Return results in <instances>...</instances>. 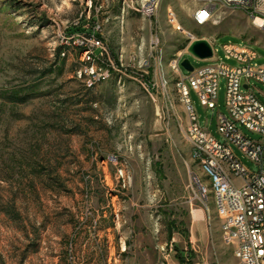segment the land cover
Instances as JSON below:
<instances>
[{
    "label": "rangeland",
    "instance_id": "374dc122",
    "mask_svg": "<svg viewBox=\"0 0 264 264\" xmlns=\"http://www.w3.org/2000/svg\"><path fill=\"white\" fill-rule=\"evenodd\" d=\"M142 2L0 0V264H174L186 251L234 262L214 196L204 204L193 181L201 170L177 87L189 72L172 62L212 63L189 54L191 32L232 66L223 49L232 42L251 44L264 64V27L229 6L198 26L194 0H161L151 17ZM83 42L109 79L89 80ZM255 90L264 103V85ZM191 95L202 126L223 140L225 81L215 110Z\"/></svg>",
    "mask_w": 264,
    "mask_h": 264
},
{
    "label": "built area",
    "instance_id": "2783aa9c",
    "mask_svg": "<svg viewBox=\"0 0 264 264\" xmlns=\"http://www.w3.org/2000/svg\"><path fill=\"white\" fill-rule=\"evenodd\" d=\"M160 1L143 0L138 10L151 17L158 10ZM194 1L197 7L192 19L198 26L207 25L219 7L229 6L243 10L254 24L264 27V0ZM168 19L177 29L185 31L174 10H168ZM187 34L189 45L203 38L191 32ZM211 44L214 56L209 61L212 63L194 68L177 83L190 121L187 138L192 145V156L201 170V174L194 175L193 181L204 204L209 202L211 194L214 196L223 242L233 251L232 264H264V142L244 132L247 130L264 138V103L255 90L256 83L264 85V64L257 63L259 54L247 42L223 45L225 58L236 61L235 66L219 59L216 43ZM82 46L87 48V61L92 62L86 68L89 80L97 83L109 79L110 70L98 68L91 47L84 42ZM172 66L176 71H183L180 59L174 60ZM222 80L226 84L228 114H221L218 118V132L223 137L219 140L200 123L191 90L206 109L215 110L219 105ZM236 149L260 166V170L248 168ZM183 258V262L174 264H218L193 260L188 251L183 253Z\"/></svg>",
    "mask_w": 264,
    "mask_h": 264
},
{
    "label": "water",
    "instance_id": "95a60500",
    "mask_svg": "<svg viewBox=\"0 0 264 264\" xmlns=\"http://www.w3.org/2000/svg\"><path fill=\"white\" fill-rule=\"evenodd\" d=\"M188 52L199 60H209L214 56L212 44L206 38L194 40L188 46ZM181 67L187 72H192L195 68L189 58H185L181 61Z\"/></svg>",
    "mask_w": 264,
    "mask_h": 264
}]
</instances>
